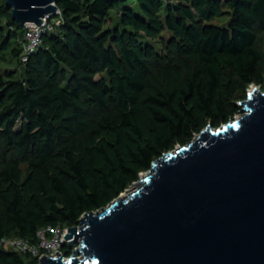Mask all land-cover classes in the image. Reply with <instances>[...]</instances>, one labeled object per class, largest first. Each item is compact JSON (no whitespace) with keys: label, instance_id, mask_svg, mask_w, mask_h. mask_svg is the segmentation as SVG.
<instances>
[{"label":"trees","instance_id":"16d2710c","mask_svg":"<svg viewBox=\"0 0 264 264\" xmlns=\"http://www.w3.org/2000/svg\"><path fill=\"white\" fill-rule=\"evenodd\" d=\"M134 1L136 6L127 5ZM61 23L48 30L22 75L2 71L5 53L23 52L26 28L0 0V240L37 243L48 226L71 227L108 206L153 162L220 127L235 90L228 69L264 88V0H57ZM232 10L228 27L211 23ZM120 9L114 26L112 11ZM5 22V23H4ZM164 30L179 67L152 71L144 39ZM98 76H100L98 78ZM64 249L71 251L68 244ZM39 258L0 246V264Z\"/></svg>","mask_w":264,"mask_h":264},{"label":"water","instance_id":"95a60500","mask_svg":"<svg viewBox=\"0 0 264 264\" xmlns=\"http://www.w3.org/2000/svg\"><path fill=\"white\" fill-rule=\"evenodd\" d=\"M6 4L23 27L59 9L57 0ZM241 106L239 118L208 124L133 190L68 227L69 258L39 264H264V90L253 87Z\"/></svg>","mask_w":264,"mask_h":264},{"label":"rangeland","instance_id":"374dc122","mask_svg":"<svg viewBox=\"0 0 264 264\" xmlns=\"http://www.w3.org/2000/svg\"><path fill=\"white\" fill-rule=\"evenodd\" d=\"M164 3L165 5L161 13V16L163 19L165 18L167 14L168 6L177 5L179 3V0H164ZM125 4L136 6L134 1H128ZM111 13L114 19V26H115L117 25V23H119V20H120L119 19L120 9H115ZM231 15H232V10L226 7L224 14L212 20L211 23L219 25V26H223V27H228L231 21V18H232ZM49 23H50V30L56 31L57 26H59L61 23L60 16L59 15L54 16L50 20ZM257 34H258V38L256 41V47L263 53V63L261 66V71L263 72V76H264V26L260 29H257ZM171 40H172V34L168 30H164L156 38L146 39V40L144 39L146 43L151 45L155 53V60L152 61V71L157 70V68H163V67H171V68L179 67L183 56L175 47L171 45ZM24 43H25V35H24L23 41L18 44L16 43V46H21V45L24 46ZM24 67L25 66L21 63L20 56H15L11 51H8L5 53L4 61L1 63L2 71L17 70V73L20 76L24 72ZM226 73H227V81L225 83L226 88L229 90H232V89L235 90L233 96L231 97L230 107L231 109H234V110L239 109V111L236 112L235 115L233 116V119H236V118H239L243 114V112L241 111L243 108V106H241V103L242 101L247 99L248 94L251 91V89L253 87H259L260 89H262V87H260L255 82L249 84L248 86L244 85L242 81L238 78V76L230 69H228ZM99 77L100 76H98V78ZM262 90H264V88ZM198 134H196V136ZM142 173H144L145 175L146 172H142ZM142 177L140 175V179H142ZM129 189L133 190L134 185H132ZM125 193L126 192H123L122 195H124ZM2 247L9 249V245H2ZM69 248L72 250L75 249V247H71V246Z\"/></svg>","mask_w":264,"mask_h":264},{"label":"built area","instance_id":"2783aa9c","mask_svg":"<svg viewBox=\"0 0 264 264\" xmlns=\"http://www.w3.org/2000/svg\"><path fill=\"white\" fill-rule=\"evenodd\" d=\"M56 15H59L61 18L60 9H58L55 14L45 17L44 24L42 26L28 24L25 26V43L23 52L21 54V61L24 64L29 61L30 57L42 44V37L44 33L50 30L49 22ZM67 229L68 227H62L61 225L48 226L39 229L37 232V243H32L28 239L22 237L7 236L0 240V246L2 247V245H9V249L11 250L37 256L39 258V262L40 258L45 255H52L56 257L58 254H61L67 259L72 255L73 251L70 248V252L64 249V245L69 243V240H65ZM77 246L78 245H76V247Z\"/></svg>","mask_w":264,"mask_h":264}]
</instances>
